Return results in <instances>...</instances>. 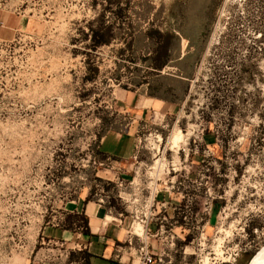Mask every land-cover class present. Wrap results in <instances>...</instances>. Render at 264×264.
Instances as JSON below:
<instances>
[{"label":"rangeland","instance_id":"374dc122","mask_svg":"<svg viewBox=\"0 0 264 264\" xmlns=\"http://www.w3.org/2000/svg\"><path fill=\"white\" fill-rule=\"evenodd\" d=\"M182 11L202 17L185 100L141 132L116 182L97 153L126 122L116 90L160 66ZM158 190L198 211L188 264H249L264 247V0H0V264H69L64 244L40 240L48 220L80 219L69 202L87 194L141 230Z\"/></svg>","mask_w":264,"mask_h":264},{"label":"crops","instance_id":"0c3cea01","mask_svg":"<svg viewBox=\"0 0 264 264\" xmlns=\"http://www.w3.org/2000/svg\"><path fill=\"white\" fill-rule=\"evenodd\" d=\"M177 38L178 44L167 45L166 57L161 59L158 68H153L150 76L142 80L136 75L126 87L116 90L113 107L121 116L128 114L130 121L127 125L123 121L114 124L102 135L97 146L100 159L110 163V169L106 170L113 172L116 182L131 178L133 165L141 152V132L156 125L157 118L160 122L172 119L185 100L199 44L181 45L182 38ZM154 56L148 59L152 67H156L157 57ZM208 139L211 143L215 141L212 135ZM192 177L193 173L191 180ZM69 203L66 213L84 214L88 218V231L78 222H68L61 217L45 222L40 232V240L65 245L69 264H143L139 247L144 240L148 241L155 260L161 258L163 264H169L174 257L181 256L185 262L180 264L189 263L187 241L192 239L194 231L178 217L175 206L183 205L181 200L167 191L158 190L153 195L151 204L155 215L147 216L141 230L135 229L132 215L116 213L106 203L93 200L87 194ZM195 212L198 213L193 210ZM167 219L174 226L170 240L162 233L163 220ZM180 248L185 249L181 251Z\"/></svg>","mask_w":264,"mask_h":264},{"label":"flooded vegetation","instance_id":"af4514ba","mask_svg":"<svg viewBox=\"0 0 264 264\" xmlns=\"http://www.w3.org/2000/svg\"><path fill=\"white\" fill-rule=\"evenodd\" d=\"M169 18L170 22L168 24L167 30L170 38L166 39L165 41H161L163 48L165 47L166 49L173 36L176 38L178 36L182 38V40L186 38L187 46L190 43H196L197 45L199 44V39L202 33V17L199 15L196 16L194 14H185L182 11V16L180 13L177 14L175 12L171 13Z\"/></svg>","mask_w":264,"mask_h":264},{"label":"built area","instance_id":"2783aa9c","mask_svg":"<svg viewBox=\"0 0 264 264\" xmlns=\"http://www.w3.org/2000/svg\"><path fill=\"white\" fill-rule=\"evenodd\" d=\"M129 115L127 114L124 117V120L126 121L125 124L127 125L130 121V117H128ZM150 135H152V132L150 133ZM157 136V135H155ZM100 164H103V162H100ZM176 212L178 213V217L179 219H182L186 222V220H188V215H191V217H193V215L195 216V219L198 216V213L195 212L193 213V207L190 206V204H183V205H179V206H175ZM150 214L151 216L155 215V211L152 209V204H150ZM149 214V215H150ZM147 218V217H146ZM141 222L145 223L146 219H140ZM139 253L141 255L143 264H163V259H158L155 260V257L153 255V253L150 250L148 241L144 240L143 243L141 244V246L139 247ZM239 251H236L235 255H234V259L236 258V256H238ZM164 264H168V263H164Z\"/></svg>","mask_w":264,"mask_h":264},{"label":"bare ground","instance_id":"6f19581e","mask_svg":"<svg viewBox=\"0 0 264 264\" xmlns=\"http://www.w3.org/2000/svg\"><path fill=\"white\" fill-rule=\"evenodd\" d=\"M183 137L184 134L181 132V130H175L174 134L170 138L171 146H178ZM249 264H264V247L253 256Z\"/></svg>","mask_w":264,"mask_h":264},{"label":"trees","instance_id":"16d2710c","mask_svg":"<svg viewBox=\"0 0 264 264\" xmlns=\"http://www.w3.org/2000/svg\"><path fill=\"white\" fill-rule=\"evenodd\" d=\"M77 222L79 225L83 226L84 231H88V228H87L88 218L84 214H80V219L78 218ZM249 260H250V258H249ZM249 260H247V261H249Z\"/></svg>","mask_w":264,"mask_h":264}]
</instances>
